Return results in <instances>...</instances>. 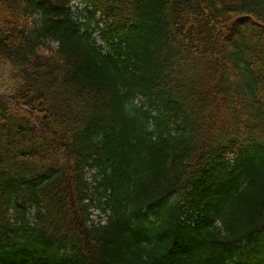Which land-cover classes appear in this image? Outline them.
I'll return each mask as SVG.
<instances>
[{
  "label": "trees",
  "instance_id": "1",
  "mask_svg": "<svg viewBox=\"0 0 264 264\" xmlns=\"http://www.w3.org/2000/svg\"><path fill=\"white\" fill-rule=\"evenodd\" d=\"M80 1L0 0V264H264V0Z\"/></svg>",
  "mask_w": 264,
  "mask_h": 264
},
{
  "label": "rangeland",
  "instance_id": "2",
  "mask_svg": "<svg viewBox=\"0 0 264 264\" xmlns=\"http://www.w3.org/2000/svg\"><path fill=\"white\" fill-rule=\"evenodd\" d=\"M73 11L74 10H76V7L74 6L73 7V9H72ZM9 67H6V70H5V77H6V74H8V72H9ZM7 80V79H6ZM2 83H3V86L1 87V93H2V95L4 96V97H6L7 99H10V97H9V85L7 84V82L5 81V80H2ZM98 212H96V214H97ZM94 218H96V215H94Z\"/></svg>",
  "mask_w": 264,
  "mask_h": 264
}]
</instances>
